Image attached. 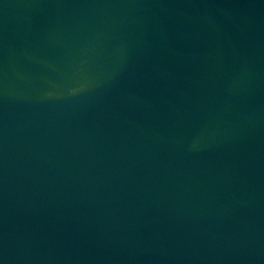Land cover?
Segmentation results:
<instances>
[{
    "label": "water",
    "instance_id": "95a60500",
    "mask_svg": "<svg viewBox=\"0 0 264 264\" xmlns=\"http://www.w3.org/2000/svg\"><path fill=\"white\" fill-rule=\"evenodd\" d=\"M0 264H264V0H0Z\"/></svg>",
    "mask_w": 264,
    "mask_h": 264
}]
</instances>
